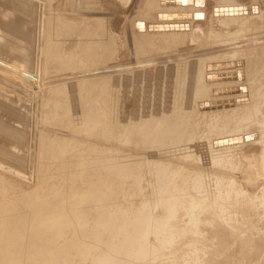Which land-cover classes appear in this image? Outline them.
<instances>
[{
	"label": "bare ground",
	"instance_id": "1",
	"mask_svg": "<svg viewBox=\"0 0 264 264\" xmlns=\"http://www.w3.org/2000/svg\"><path fill=\"white\" fill-rule=\"evenodd\" d=\"M55 1L16 0L21 9L5 19L9 33H1L19 47L17 56L26 58L28 66L38 64L37 70L29 67L28 74H39L43 82L31 88L29 96L7 88L0 91V110L8 115L0 116V264H116L121 263L119 257L126 264H159L163 258L193 263L190 259L207 248L202 239V246L183 245V238L189 232L202 236L206 208L233 211L246 195L240 189L244 184L237 189L234 180L220 179L218 174L226 170L217 171L218 179L211 175L214 170H205L210 178L198 166L195 170L196 161L193 167L187 165L189 157L198 151L196 165L205 162L220 170L232 162L228 152L235 143L256 142L263 148L257 165L264 172V32L258 31L262 42L256 41L258 35L251 38L257 23L264 25V9L257 6L258 0L249 7L237 0H210L215 6L209 16L208 0H140L142 6L124 33L131 62L122 63L119 36L109 29V15L100 4L97 7L99 2L69 0V13L62 15L52 10ZM260 3L264 7V0ZM240 7L246 12L229 11ZM215 8L223 11L214 15ZM70 14L80 20H70ZM207 20L223 29L209 26L196 55L195 49L185 47L190 42L186 38L199 40L200 29L190 28ZM150 25L178 28L150 30ZM243 30L253 32L250 38L245 35L250 44ZM49 64L58 72L48 71ZM218 64L234 66L208 68ZM4 84L0 78V86ZM46 84L51 99L38 92ZM25 95L36 102L35 122L67 128L72 137L66 140L56 132L43 138L39 131L32 143L27 141L24 133L29 131L22 122L25 114L31 115L22 108ZM250 128L255 131L246 133ZM79 137L97 139L99 146L79 142ZM229 137L237 142L214 146ZM29 153L30 160L24 157ZM29 169L34 190L29 191V185L21 187L28 190H18L19 183L17 187L7 178ZM203 194L211 206L199 199ZM244 210L234 219L252 221L255 212ZM229 219H223L224 227L237 237L243 224ZM231 231L212 233L217 241L208 245L221 248ZM246 237L240 246L245 252L251 246Z\"/></svg>",
	"mask_w": 264,
	"mask_h": 264
},
{
	"label": "rangeland",
	"instance_id": "2",
	"mask_svg": "<svg viewBox=\"0 0 264 264\" xmlns=\"http://www.w3.org/2000/svg\"><path fill=\"white\" fill-rule=\"evenodd\" d=\"M8 1H10V2H8ZM44 2L45 1H49L50 2V0H43ZM58 2H53V4H51V7H52V10H54L55 9V12H57V13H59V14H64V15H66L67 13H69L66 9H68V6H67V3L69 2V0H57ZM240 4H242V5H244V6H247V7H249L251 4H252V0H237ZM98 4H97V3ZM212 2V3H211ZM12 3V4H11ZM15 3V4H14ZM62 3H63V6L65 7V9L62 7ZM65 3V4H64ZM93 3H95V4H97V7L99 8L100 6H99V4L102 6V9L104 10V11H106V14H108L109 15V18H108V20H109V29L112 31V33L113 34H115L116 36H119V41H118V43L121 45V47H120V53H119V57H118V59H119V61H121L122 63H130L131 62V58H130V55H129V47H127L123 42H124V37H125V35H124V33H125V29H126V27H127V25L129 24L130 25V23L133 21V19L136 17V15L138 14V9L139 8H141V6H142V3H141V1L140 0H93ZM14 4V5H13ZM69 4V3H68ZM95 4H93V5H95ZM246 4V5H245ZM257 4H259V5H257ZM256 5L262 10V9H264V7H263V5H262V3H260V0H258V3H257ZM15 6V7H14ZM96 6V5H95ZM213 6H215V2L214 1H210V0H208L207 1V12H208V15L210 16L211 15V12H212V8H213ZM21 9V7H20V4L19 3H17L16 2V0H0V27L3 29H0V78H4L5 80H6V85L5 86H0V91L2 90V91H5V88H7L8 90L10 89L11 91H13V94H18V93H20V92H25L28 96H29V94L30 93H32V91H31V88H33V87H35L36 85H37V83L38 84H40V82L42 83L43 81L42 80H39V79H37L38 78V76H40L39 74H37V73H32L31 75L30 74H28L29 73V70H34V68H36V70L38 69V64L37 63H32V66H31V64H29V66H28V64H26L27 63V61L28 60H26V58H22V57H19V56H17L18 55V53L20 52V50H19V47H17L16 45H14L13 43H11V42H8V41H6L5 40V37L4 36H6V34L7 33H9L8 32V28H7V26H6V23H4V22H6L8 19H9V17L11 16V15H13L14 13H16V12H18L19 10ZM215 10H217V8H215L214 9V15H215ZM13 11V12H12ZM62 12V13H61ZM66 13V14H65ZM11 14V15H10ZM71 16H68V18L70 19V20H72V21H77V19L78 20H80V18H79V16L77 17L76 15H74V14H70ZM5 19H7V20H5ZM76 19V20H75ZM116 19V20H115ZM204 18H199L197 21H202ZM116 21V22H115ZM3 22V23H2ZM123 22V23H122ZM207 22V23H206ZM206 22H200V23H196V24H193L192 26H194V27H191L190 28V30L193 28V29H195L194 31L196 32L197 30L199 31V29H200V33H201V38L198 40L197 39V41H194V39H193V37L191 36V35H189L187 38H186V41H190V42H188V45L186 46L185 45V47H187V49H188V51H194V49L196 50L197 48H199V46H200V43L202 42V38H204L203 36H205V34H207L208 32H209V26H210V29L211 28H214L216 31H220L221 29H223V27H221L222 25L220 24H218V23H211V20H210V22L207 20ZM252 21H250V23H251ZM202 23V24H201ZM249 23V22H248ZM262 23V22H261ZM260 22H258L257 23V27H255V31H253L255 34H252L253 32H251V31H248V30H243L244 32H246V33H244V32H242L243 34H244V37H245V35H247V37L248 38H250V33L252 34L251 35V38L252 37H254L255 36V38H256V36L258 35V31L260 30V33L261 32H264V25H262V26H260V24H261ZM123 24V25H122ZM212 24V25H211ZM4 25V26H3ZM205 25V26H204ZM3 26V27H2ZM125 27V28H124ZM233 27V26H232ZM235 27V26H234ZM260 27V28H259ZM263 27V28H262ZM258 28V29H257ZM193 29L191 30V31H193ZM257 29V30H256ZM263 30V31H262ZM3 32H5V35L3 36V34L1 35V33H3ZM7 32V33H6ZM259 33V34H260ZM243 34H242V36H243ZM260 35H262V33L260 34ZM260 35H258L259 36V40H256V41H261V37H260ZM263 36H264V33H263ZM248 38H244V39H246L247 41H248V43L250 42L249 40H248ZM3 39V40H2ZM187 39H189V40H187ZM264 39V38H263ZM244 41V43H246L247 41ZM185 40H184V42H186ZM194 41V42H193ZM256 41H255V43H256ZM262 42V41H261ZM8 43H9V45H8ZM6 44L8 45L7 47H6ZM242 44V43H241ZM250 44V43H249ZM3 45V46H2ZM124 45V46H123ZM243 45V44H242ZM246 44H244V46H245ZM4 46L6 47V49L4 48ZM10 46V47H9ZM15 47V48H14ZM18 49H17V48ZM197 47V48H196ZM14 48V49H13ZM5 49V50H4ZM13 51H12V50ZM123 50V51H122ZM125 50H126V52H125ZM202 50V49H201ZM199 51V50H198ZM207 51V52H206ZM205 52V54H207L208 53V50H206ZM195 52H197V50L195 51ZM202 52L204 53V51L202 50ZM7 53V54H6ZM14 53H16L15 55H14ZM123 53V54H122ZM4 54V55H3ZM198 54V52L196 53V55ZM7 55V56H6ZM8 55H9V57H8ZM13 55V56H12ZM15 56V57H14ZM2 57V58H1ZM160 58V57H159ZM158 58V60H160ZM126 59V60H125ZM162 59V58H161ZM22 61V62H21ZM24 63V64H23ZM32 68V69H30V68ZM47 69H48V71H52L53 73H54V71H56V72H58V70H59V68H57L56 66H53V64L52 65H48L47 66ZM128 69V68H127ZM146 71H147V69H145ZM150 70L151 71H155V68H150ZM153 71V72H154ZM33 74H34V76H33ZM32 77V78H31ZM36 77V78H35ZM46 82V81H45ZM45 82L43 83V84H45ZM7 86V87H6ZM26 89H25V88ZM48 86H47V84L46 85H44L43 86V88L41 89V87H40V89H39V93H41V94H45V97L48 99H51V97H49L47 94H46V92H47V88ZM21 90V91H20ZM34 90H35V88H34ZM27 95H25L24 96V98H23V102H22V108L24 109V111L27 113V114H30L31 116H28V115H26L25 114V116L23 117V122H22V125L24 126V130H25V132H26V130H28L27 132L29 133H24L25 135H26V137H27V135H29L28 136V139L26 138V140L27 141H29V142H33V138L35 137L34 135H37V134H39V131H41V134L43 135V138H46V137H53L54 135H55V133L56 132H58L59 134H57L58 136H62L63 138H65L66 140L67 139H69L68 137L69 136H71V133H69L70 131L67 129V128H61V127H57V126H50V124H48V123H46V122H42V123H45V124H47L49 127H46V128H48L47 130H46V128L44 127V125L43 124H41L40 122V126H39V123H37V122H35L36 121V116H35V109H37V105L35 104L36 102H30V100L32 99L31 97L29 98ZM222 101H226L225 100V98H222L221 99ZM228 100H229V98H228ZM36 107V108H35ZM47 107H44L43 108V110H45ZM34 109V110H33ZM2 110V109H1ZM0 110V116H8L7 114H4V113H2V111ZM126 111H127V114H128V116H130V111H131V108L129 109H126ZM34 112V113H33ZM33 113V114H32ZM29 118H31L30 119V122L28 121L29 120ZM33 118H34V120H33ZM230 118V117H229ZM228 121V120H227ZM229 121H231V120H229ZM230 124V126H231V128L232 127H234V123L233 122H231V123H229ZM30 125V127H28ZM26 126V127H25ZM32 126V127H31ZM38 127V128H37ZM54 129H53V128ZM40 128V129H39ZM51 128V129H50ZM56 128V129H55ZM60 129L59 131H57L58 129ZM43 129H45L46 131H42ZM48 130H49V132H48ZM50 130H52V131H50ZM61 130H63V131H61ZM65 130V131H64ZM31 131H32V133H31ZM61 131V132H60ZM255 131V128H250L246 133H248V132H254ZM38 132V133H37ZM54 132V133H53ZM35 133V134H34ZM32 134V135H31ZM45 134V135H44ZM63 134V135H62ZM70 134V135H69ZM48 135V136H47ZM68 135V136H67ZM32 136V137H31ZM65 136V137H64ZM72 137V136H71ZM70 137V138H71ZM78 137V136H77ZM230 137H233L232 135L230 136ZM228 138L227 140H229V139H231V138ZM30 138V139H29ZM80 138L82 139V137H79V142H86V143H90L91 145H95V146H99V141L97 140V139H92V141H90V140H88L87 138H85V139H87L88 141H90V142H87V141H85V139L83 138L82 140L83 141H81L80 140ZM69 141V140H68ZM97 141V142H96ZM96 142V143H95ZM231 145H233V142H232V144ZM236 145H238L237 147H236ZM196 150V149H195ZM263 150V148H262V146L261 145H259V144H257L256 142H248V143H244V144H242V143H239V144H237V143H235L231 148H229V154H230V156H231V158H233L232 159V162L231 161H229L230 163H228L227 165L226 164H221V165H223V166H221L220 167V170H219V165H213V164H211V166H209V164L208 163H205V162H200V164H198L199 163V161H198V163H197V165H196V162H197V160H194L195 158H196V156L198 157V156H200V154H198L197 152H196V154H194V155H196V156H194V157H189V158H192V161H191V159L190 160H188V161H185V162H188V163H186L187 165H189V166H192L193 165V161H196V162H194L195 164H194V168H195V170H198L199 172H205V170L206 171H211V170H214L213 172L211 171V175H212V173H214L213 175H215V177H217L216 179H218L220 176V179H223L224 180V178H225V180L226 181H231L232 183H233V181L232 180H234L235 182H234V186H239L237 189H239L240 188V186L242 185V184H244V185H242V187L240 188L241 189V191L243 192V194H245L246 196V200L244 199V200H242V203L240 202H237V205L235 204V206L234 207H231L232 208V210L233 211H231V210H226L225 212H222V211H224V210H222L221 212L220 211H217L218 212V214H217V212H216V209L215 208H206V210H205V212L207 213V216H204V215H202V218H205L206 217V221L203 219V223L205 224V228L203 229V234H202V236H195L192 232H189L186 236H185V238H183L184 240H183V245H186V246H188V245H190V246H202V243L200 244V245H198V243H199V240L200 239H202V241H203V243L205 244L203 247L204 248H207V250H205V252L203 251V253L202 254H198L197 255V257H196V259H192L191 257H189V258H191L190 259V261H192V260H195V261H193V263L192 262H190V264H218V262L217 261H219V263H220V261L222 262L223 261V259L225 260V262H224V264L226 263V264H229V262H231L230 264H264V172H262L261 173V171H260V167L261 166H258L257 165V163L258 164H261V158H258L259 157V155L261 154V151ZM30 154V153H29ZM24 157H26L28 160H30L31 159V154L29 155V157H28V154H25L24 155ZM246 157V158H245ZM25 158V159H26ZM256 158V159H255ZM188 159V158H187ZM186 159V160H187ZM197 159V158H196ZM259 159V160H258ZM257 160H258V162H257ZM233 161H235L234 163V165H236V166H234L233 164L231 165V163H233ZM243 161V162H242ZM246 161V162H245ZM254 161H255V164H254ZM26 162V161H25ZM190 162L192 163V164H190ZM249 162H251V163H249ZM202 163H205L204 165L202 164ZM243 163V164H242ZM249 163V164H248ZM208 166H207V165ZM233 167V168H228L230 165ZM207 167H209V168H207ZM229 165V166H228ZM240 165V166H239ZM253 165V166H252ZM188 166V168H192V167H189ZM198 166V169L196 168ZM199 166H201L202 167V169H203V171H200V170H202L201 169V167H199ZM230 166V167H231ZM247 166H249V167H247ZM253 167V168H251L250 169V167ZM212 169H211V168ZM237 167V168H236ZM259 167V168H258ZM214 168V169H213ZM225 168H227V169H225ZM239 168V169H238ZM255 168H257V171H258V173L255 171L256 169ZM193 169V168H192ZM229 169V170H228ZM233 169V170H232ZM238 170V171H236V170ZM251 171H250V170ZM226 170V172H222V171H225ZM239 170H242V172L241 171H239ZM30 171L32 172V170L31 169H29V173H28V171L26 170L25 171V173H21V175H20V177H24V178H19V175H17V174H15V176L18 178V180H19V182H18V180H16L15 178V176H7V178L9 179V178H11L12 179V181L11 180H8L7 178V180L10 182V183H12L13 182V185H17V187L20 185V187H18L17 189L19 190V188L20 189H29V191H31V190H34V185H35V187H36V183L34 182V176H33V174H30ZM222 172V173H224V174H218V172ZM231 171V173H229ZM243 171H245V173L243 172ZM249 171V172H248ZM260 171V172H259ZM236 172V173H235ZM247 172V173H246ZM251 172V173H250ZM254 172V173H253ZM33 173V172H32ZM202 173V174H203ZM206 173V172H205ZM204 173V175L205 176H207L208 174L210 175V172L206 175ZM238 173V174H237ZM249 173V174H248ZM254 174V176H253V174ZM261 173V174H260ZM25 174V176H27V177H29L28 179L29 180H27V177H25V176H23ZM220 175V176H216V175ZM242 174H243V176L245 177V178H243V176H242ZM247 174L249 175V177L250 176H252V178L254 179V181L251 179V178H249L248 179V176H247ZM250 174H252V175H250ZM258 174H260V175H262V176H258ZM208 175V176H209ZM211 175L209 176L210 178H211ZM224 175V176H223ZM227 175H228V177H227ZM230 175V176H229ZM32 176V177H31ZM223 176V177H222ZM233 176V177H232ZM214 177V176H213ZM214 177V178H215ZM258 179V180H256V178ZM33 178V179H32ZM214 178L212 179V180H214ZM228 178V179H227ZM230 178V179H229ZM15 181H14V180ZM23 179V180H22ZM246 179H248L247 181H246ZM20 180L22 181V182H20ZM25 180V181H24ZM27 180V181H26ZM32 180V181H31ZM211 180V179H210ZM211 180V181H212ZM242 180H243V183H242ZM245 180V181H244ZM256 180V181H255ZM249 181V182H248ZM258 181H259V183H258ZM17 182V183H16ZM27 182V184H24V183H26ZM244 182H247V183H244ZM18 183H19V185H18ZM22 185H21V184ZM32 183H33V186H32ZM237 183H238V185H237ZM254 183H256V185H254ZM236 184V185H235ZM27 186V185H29V186H27V188H21L22 186ZM23 186V187H24ZM32 186V187H31ZM213 186V185H212ZM30 187V188H29ZM37 188V187H36ZM27 189V190H28ZM31 189V190H30ZM254 189V190H253ZM257 189V190H256ZM249 190H250V192H249ZM257 193H256V192ZM241 193V192H240ZM249 194V195H248ZM255 195V196H254ZM206 196V197H205ZM199 197V199H202V201H204V203L205 204H207L206 206H211L210 204H212V203H210L209 204V202L211 201V199H209V197L207 196V195H205V194H203V195H199L198 196ZM208 198V199H207ZM251 198V199H250ZM248 200H251V201H248ZM207 201V202H206ZM253 201V202H252ZM244 202H245V204H244ZM248 202V203H247ZM249 202H251L252 204H250ZM239 204V205H238ZM249 204V205H248ZM247 206V207H246ZM237 207H239V208H237ZM253 207V208H252ZM231 208H229V209H231ZM236 209V210H234V209ZM242 208V209H241ZM249 208V209H248ZM244 209H246V214H248V213H250L251 212V214H253L254 212V217H253V220H255V223H254V221L252 220H250V219H242V218H240V219H238L239 220V222H238V220H236V219H234L235 218V216H237L238 214H239V210L240 211H245ZM254 210V211H247V210ZM227 211H229V212H227ZM233 213V214H230L231 212ZM238 211V212H237ZM223 213H226V214H223ZM227 213H229V214H227ZM262 214V215H261ZM223 215H225V216H223ZM226 215H228V216H226ZM223 216V217H222ZM234 216V217H233ZM228 220L229 218V220L231 221V220H233L232 222H233V224L235 223V220H236V223H238V224H243L242 225V227H241V230L239 231V233L237 234L238 236L236 237L235 236V233H234V230L232 229V231H231V229H229V227H224V225H225V221L223 222V219L225 220V218ZM229 217V218H228ZM214 218V219H213ZM222 220H221V219ZM210 219V221H208ZM217 219V221L215 222V220ZM252 219V218H251ZM212 220H214V221H212ZM205 221V222H204ZM210 222V223H209ZM220 222V223H219ZM202 223V224H203ZM186 224V226L185 227H188V225H187V223H183V225H185ZM216 227H215V226ZM217 229V227H218V231L219 230H224V232L223 233H225L224 235H228V233H229V231H228V233L227 232H225V230H230L231 232H233L232 233V235L234 234V237L236 238H234V240H233V236L232 235H230L229 234V237H227L228 239H229V241H223L222 243V247L221 248H213V249H211V247L208 245V243H210V242H213V241H217L216 240V237L215 236H217V235H215V234H212V233H214V232H216V231H213V229H215L214 227ZM226 226V225H225ZM249 227V228H248ZM225 228V229H224ZM247 229H249V234H247V233H243V231H245V230H247ZM251 229V230H250ZM216 232V234L217 233H219V232ZM245 232H247V231H245ZM252 232V233H251ZM212 235V236H211ZM213 235H214V237H213ZM247 235H249L250 236V241H251V246L249 247L250 249H248L247 250V252H245L243 249H241V245L244 243V240H247V238L248 237H246ZM255 235V236H254ZM230 236H232V239L230 238ZM243 236V237H242ZM212 237V238H211ZM239 237H242V238H239ZM254 237V238H253ZM238 238V239H237ZM239 240V241H238ZM240 244V245H239ZM235 245H239V248H237L236 249V247H235ZM234 247H235V249H234ZM218 249V250H217ZM220 249H222L221 251H220ZM232 249V250H231ZM234 249V250H233ZM238 250V251H237ZM219 251V252H218ZM229 251V252H228ZM233 251H234V253H233ZM230 253V254H229ZM231 253H233V255H231ZM228 256H226V255ZM229 254V255H228ZM222 255H224L225 257H223ZM236 255V256H235ZM218 257V258H215V257ZM213 257V258H212ZM233 257V258H232ZM228 259V260H227ZM238 259H239V261H238ZM227 260V261H226ZM235 260V261H234ZM118 261L119 262H121V263H116V264H126L128 261L127 260H123V258L122 257H119V259H118ZM182 261H184V260H176V261H172V260H169V258H163L160 262H159V264H185L184 262H182ZM238 261V262H237ZM180 262V263H179ZM240 262V263H239ZM187 264V263H186Z\"/></svg>",
	"mask_w": 264,
	"mask_h": 264
},
{
	"label": "water",
	"instance_id": "3",
	"mask_svg": "<svg viewBox=\"0 0 264 264\" xmlns=\"http://www.w3.org/2000/svg\"><path fill=\"white\" fill-rule=\"evenodd\" d=\"M178 2H180V0H177ZM184 2L186 1V0H183ZM232 10H234V11H236V10H241V11H245L246 12V10H247V8H235V9H232V8H230L229 9V11L230 12H232ZM217 11H223V9H220V10H215V12H217ZM227 10L225 9V13H227L226 12ZM237 12V11H236ZM173 29V28H178V26L176 25V26H149V29L150 30H163V29ZM224 66H226V67H229V66H234V64H231V65H222V64H218V65H208V68H211V69H213V68H222V67H224ZM219 77V76H218ZM232 142H237V140H231V139H229V140H221V141H218V142H215L214 143V146H217V144H218V146H223V145H227V144H232Z\"/></svg>",
	"mask_w": 264,
	"mask_h": 264
}]
</instances>
